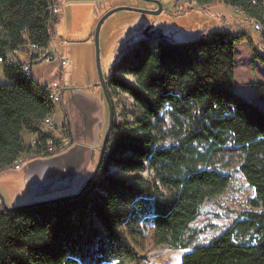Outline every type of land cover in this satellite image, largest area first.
Returning a JSON list of instances; mask_svg holds the SVG:
<instances>
[{
  "label": "trees",
  "instance_id": "1",
  "mask_svg": "<svg viewBox=\"0 0 264 264\" xmlns=\"http://www.w3.org/2000/svg\"><path fill=\"white\" fill-rule=\"evenodd\" d=\"M50 3L0 0V56L50 46L57 19ZM218 3L264 29V0L197 1L198 9ZM252 39L222 29L180 44L130 40L110 73L135 85L105 79L133 110L122 123L114 116L97 178L77 200L12 213L0 205V264H141L147 235L156 246L187 251L180 264H264V108L232 88L235 45ZM256 40L251 55L264 66V32ZM3 72L0 173L30 152L23 133L37 137L38 146L52 139L41 122L54 112L46 86L25 77L19 64ZM255 86L264 101V82ZM234 168L253 190V211L201 242L193 224L206 201L230 188Z\"/></svg>",
  "mask_w": 264,
  "mask_h": 264
},
{
  "label": "rangeland",
  "instance_id": "2",
  "mask_svg": "<svg viewBox=\"0 0 264 264\" xmlns=\"http://www.w3.org/2000/svg\"><path fill=\"white\" fill-rule=\"evenodd\" d=\"M155 1L159 2L165 10L159 16L153 17L122 11L113 14L103 23L99 34V58L104 78L115 77L126 84L135 85V80L132 77L114 71L110 73V69L114 64V55L119 53V51L117 52L118 48L123 50L130 40H135L139 36L138 31L142 26L152 25L155 30L160 32L162 37H167L178 44L192 41L203 30L219 31L231 29L232 32L247 31L253 37V42L245 40L235 47L238 55L234 70L235 82L232 88L236 92L242 86L249 87L247 80L259 83L264 82V71H259L255 67L258 64L253 63L252 58L247 59L246 57L248 52H251V44H257V40H255L257 34L253 31L252 23L243 15L223 3L198 9L196 0ZM117 7L143 10H154L155 8L153 4L140 0H57L55 11L57 19L53 26L56 37L52 39L50 47L52 48L54 44L59 54L68 61V65L61 70L56 63L39 62L38 67L34 69L32 74V78L36 79L35 71L38 70V82L40 83H51L52 80H57L59 76L62 87L64 85L68 89L63 97L65 109L69 99V107H71L72 111H75L73 104L75 102L72 98L78 95L85 98L88 107H92L93 102L96 101L102 111V114L99 115L101 124L96 128V144L88 146L87 164L84 167L85 169H83L84 172L81 174L80 180L68 192L71 193L70 195L77 194L93 172L97 163L98 151L107 128V105L100 87L95 86L98 83V75L94 55L93 32L98 19L108 10ZM150 41L153 46L156 45V41ZM240 81L243 85L239 84ZM6 84L4 72L0 70V85ZM107 90L112 101L114 116L118 123H122L125 114L133 110L132 101L127 95L121 94L109 84ZM249 101H256L255 103L260 107L264 106L263 100H260L259 97H256V100ZM75 115L74 113V117ZM52 116L54 124L61 127L63 115L60 104L54 106ZM30 139L29 136H26L24 138L25 143H29ZM71 147L64 150L68 151ZM66 152L64 151L63 153ZM224 172L227 171L224 170ZM229 173L232 176L230 188L222 195L206 201L200 210L196 222L193 224L194 228L201 231L199 236L201 242L209 239L215 229L221 231L226 229L230 222L237 218L239 214L253 211L248 205V200L254 196L253 190L237 168L229 171ZM1 174L3 172L0 173V176H4ZM148 176L149 173H143L144 178ZM2 181H0V194L8 207L15 208V201H20L18 203H28L30 201L27 193H25L27 190H24L23 187L18 190L12 181L4 179ZM21 205L23 206L19 207L26 206L24 204ZM186 253L187 251L171 248L167 245L156 246L151 237L147 235L145 250L139 254L146 257L141 264H180L182 257Z\"/></svg>",
  "mask_w": 264,
  "mask_h": 264
},
{
  "label": "crops",
  "instance_id": "3",
  "mask_svg": "<svg viewBox=\"0 0 264 264\" xmlns=\"http://www.w3.org/2000/svg\"><path fill=\"white\" fill-rule=\"evenodd\" d=\"M236 46L237 45H235V47ZM237 55L238 54L235 50V65ZM246 57L247 59L252 58L250 51ZM18 58L22 62L27 61L28 58L26 54V48H22L18 52ZM252 61L253 63L255 62L258 64V66L255 67L259 71H264L263 65L257 61ZM36 67H38V63L32 66V74ZM35 76L36 79L32 78V80L41 85L48 86L55 81L52 80L51 83L38 82V70L35 71ZM257 83L259 82L247 80V84L250 86H242V88L239 91H236V93L248 101L256 100V97H259L258 93L256 94L257 90L255 84ZM239 84L243 85L241 81ZM67 90L68 89L63 85L62 102L60 104L63 115L61 126H63L65 123L69 125L72 136V147L66 153L54 158L29 161L28 163L23 164L21 170L19 171L15 172L13 169H11V167L2 171L3 174L1 175L4 176H0L1 182H3V179L12 181L18 190H21L23 187L24 190H27L25 193H27L28 197L30 198L28 203H18L20 201H15L16 203L14 204V207L23 206L21 204L30 205L33 203L70 196L71 193L68 192L75 187L76 182L80 180L81 174L84 172L83 169H85L84 167L87 164V154L89 153L88 146L96 144V128L101 124L99 115L102 114V111L100 105L96 101L93 102L92 107H88L87 102H85V98L78 95H75L74 98H72L75 102L73 103L75 106V111H72L71 107H69V99L65 109L63 97L65 96ZM255 102L256 101H253V103ZM262 108H264V106ZM74 113L76 114V119H74ZM54 126L56 125L54 124ZM56 127L59 128V126ZM42 128L43 131H47L46 127L43 126ZM26 136L31 138L30 135L24 133L22 134L23 141ZM54 136L59 137V134L56 133Z\"/></svg>",
  "mask_w": 264,
  "mask_h": 264
},
{
  "label": "built area",
  "instance_id": "4",
  "mask_svg": "<svg viewBox=\"0 0 264 264\" xmlns=\"http://www.w3.org/2000/svg\"><path fill=\"white\" fill-rule=\"evenodd\" d=\"M258 1L260 0H252V3L256 4ZM233 10L243 15L248 20V17L245 16L240 10L236 8H233ZM55 11L56 5L54 4L53 0H51V3L49 5V12L52 15L55 13ZM262 19L264 20V18ZM251 23L253 26V31L255 34H257V36L264 32L261 21L253 20L251 21ZM50 46L45 49L39 48L34 45L27 47L26 54L28 59L26 62H22L18 58V52L20 50L5 51L0 56V70H3V68L5 67L19 64L21 73L25 77H31L32 66L39 62L56 63L59 69L62 70L68 65V61L59 54L54 44L52 45V48ZM57 78V80L45 87V92L53 106L61 104L62 102L63 87L60 83L59 76ZM52 117V115H49L41 122V126L47 128V131L45 132L49 133L52 136V139L48 140L44 146H38L39 143L37 137L31 136L30 142L26 144L30 149V152L19 155L12 163L11 169L18 171L21 166L27 161L51 158L55 155L63 153L64 149L72 146V136L69 125L65 123L63 124V126L58 128L54 126ZM56 133L59 134V137L54 136V134Z\"/></svg>",
  "mask_w": 264,
  "mask_h": 264
},
{
  "label": "water",
  "instance_id": "5",
  "mask_svg": "<svg viewBox=\"0 0 264 264\" xmlns=\"http://www.w3.org/2000/svg\"><path fill=\"white\" fill-rule=\"evenodd\" d=\"M140 1L151 3V4L156 6V9H154V10H143V9H135V8H129V7L113 8L111 10H108L105 14H103L98 19V21L95 25V28H94V32H93L94 55H95L96 70H97V75H98V83H96L95 86L100 87V89L104 95L105 102H106L107 109H108V122H107V128H106L104 136H103V140L101 142V145H100V148L98 151L97 163L93 169V172L91 173V175L86 180L85 184L82 186V188L80 189V191L77 194L65 196V197H60V198H56V199H51V200H47V201H43V202L33 203L30 205H26L24 207H38V206H45V205H54V204L61 203V202L73 201V200L80 199L83 196V194L89 189V187L92 185V183L95 181V179L97 178L98 172H99V170L102 166L103 160H104V154H105V150H106V146L108 143L110 133L112 131L113 120H114V110H113V106H112V101H111V98H110L109 93L107 91L105 78L102 74L101 67H100L99 34H100V30H101L103 23L110 16H112L115 13L122 12V11H130V12H134V13H139V14L155 17V16H159L161 13L165 12V10L161 6V4L155 0H140ZM152 28H153V26L151 25L150 27L146 28V30H149ZM162 38L163 37L159 32L158 36L152 40L157 42L158 39H162ZM0 205L3 208V210L7 213H12L18 209L23 208V207H15V208L8 207L1 194H0Z\"/></svg>",
  "mask_w": 264,
  "mask_h": 264
},
{
  "label": "flooded vegetation",
  "instance_id": "6",
  "mask_svg": "<svg viewBox=\"0 0 264 264\" xmlns=\"http://www.w3.org/2000/svg\"><path fill=\"white\" fill-rule=\"evenodd\" d=\"M154 9H156V6L154 5ZM151 25L148 26H142L141 29H139L138 34L139 36L135 40H145V41H150V39H154L158 36L159 32L155 30V27L153 26L152 29L146 30V28L150 27ZM128 44L125 46L127 47ZM124 50V49H123ZM121 48H118L117 52L119 51L118 54H121L122 51ZM117 53L114 55V61L117 59ZM106 82V88L108 87V84L110 85L109 81L105 79ZM108 91V90H107Z\"/></svg>",
  "mask_w": 264,
  "mask_h": 264
}]
</instances>
